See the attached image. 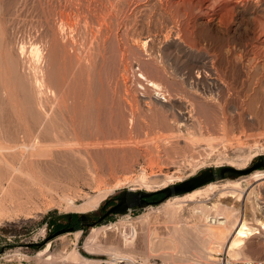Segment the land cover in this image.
Segmentation results:
<instances>
[{"label":"rangeland","instance_id":"374dc122","mask_svg":"<svg viewBox=\"0 0 264 264\" xmlns=\"http://www.w3.org/2000/svg\"><path fill=\"white\" fill-rule=\"evenodd\" d=\"M223 2L0 0V146L22 150L38 139L50 151L23 165L26 154L13 155L20 151L12 147L11 166L0 163V262L3 253L28 264L41 263L39 253L59 260L76 248L84 255L88 235L116 245L133 225L136 261L160 262L148 253L150 238L166 236L178 221H200L193 213L200 207L196 190L218 185L209 193L211 206L228 183L250 179L251 172L236 177L219 170L245 169L264 157V48L255 22L264 20V0L239 12ZM214 12L223 16L218 26L209 21ZM33 47L45 54L38 63ZM190 99L197 118L188 129L163 125ZM208 168L214 178L191 191L47 238L56 229L53 218L97 214L122 190L152 192ZM166 175L173 182L160 186ZM257 191L264 204V186ZM44 227L41 244L25 242ZM221 253L228 254L213 256ZM246 253L264 258L263 229L246 241Z\"/></svg>","mask_w":264,"mask_h":264},{"label":"bare ground","instance_id":"6f19581e","mask_svg":"<svg viewBox=\"0 0 264 264\" xmlns=\"http://www.w3.org/2000/svg\"><path fill=\"white\" fill-rule=\"evenodd\" d=\"M223 1H224L223 3H224L226 10L232 9V10H236L237 12H239V10L245 8L246 4H251L253 7L257 6V8H258V0H223ZM207 6L208 5L205 4V7H207ZM257 12H259V10ZM254 13H255V11H254ZM220 15L218 12L217 13L214 12V14L211 15L209 21L214 26L220 25L221 24L220 23V17L221 18L223 17ZM254 16H252L253 22H254ZM256 17H257V15H256ZM255 22H256V24H258L257 27L259 26L257 28V32L260 31L259 33H257V34H259L258 35L259 43L264 48V20L257 17V19H255ZM166 32H168V31H166ZM256 38H257V36H256ZM261 46H259V49H261ZM33 48H32V50H33ZM256 48H258V46H256ZM65 50H66V48H65ZM261 50L264 53V50L263 49H261ZM68 51H69V49H68ZM33 54H34L35 60H32V61L33 62L36 61L35 63L42 61L43 56H45L44 52L42 55V49L40 51L36 47L33 50ZM48 54L46 56L47 58L49 56ZM31 59H33V58H31ZM45 60H46V58L44 57V61H43L44 63L43 64H45ZM73 61H74V59H73ZM40 64L41 63H39V67L37 64L38 72L40 71L39 68L41 66H43V64L42 65H40ZM32 67H31V69H32ZM35 67H36V64H35ZM34 70H33V72H34ZM41 71H42V69H41ZM38 72H37V75L35 76V78L39 79V77H41V76L38 77ZM32 74H34V73H32ZM44 76H47V74L45 75L43 73V77ZM141 77L146 79L145 75H142ZM45 78H44V80H45ZM44 82L46 83V80ZM149 82H150L149 86L159 90V88H160L159 84H157L154 81H149ZM35 83H38V81ZM185 101H186V99H185ZM193 103L194 102H192L191 99L188 100V102L186 103V105L182 109L183 111L181 112V114L179 116H173L172 118L169 119V122L163 121V125L168 126V124H171V125H174L178 128L181 127V129L182 128L188 129L189 123H190L189 121L190 120L192 121V119L195 120V118H197L196 112H195L196 106H193L194 105ZM130 122H132V119L130 120ZM74 128H75V126H74ZM58 135H60V134H58ZM40 141L41 140L35 139L30 144H23L22 150H21V148H18L19 146L18 147L14 146L15 148L12 146L15 151L16 150L20 151V153H14V154L12 152L13 148L11 146H6V145L0 146V163L1 164L4 163L5 167L11 166L10 164H12V163L8 159L9 156L12 154L13 155L21 154L22 151L27 156V157H24L26 159H24L25 161H24L23 165L26 164V161L29 160L28 159L29 157L33 156V158L34 157L36 158L37 156H40V154H42V153H44V154L45 153L47 154V152L49 153L50 151H48L47 149H46L47 152L42 151V149H44V148H42L43 145L40 143ZM56 141L58 142L57 139H56ZM21 146H22V144H21ZM40 146L42 149L40 148ZM5 150H7L8 153H5L4 152ZM10 150H11L12 154L9 153ZM13 155H12V157H13ZM33 162H34V160H33ZM1 166H3V165H1ZM14 169L16 171H19L18 168H14ZM19 172H21V174H22L23 171H19ZM23 173L25 174L26 172H23ZM27 174H28V172H27ZM250 175H251L250 179L245 180L244 183L231 182V183H228L224 188L222 187L223 189H222V192L219 196L218 201L216 203H213V205H211V206L207 205L208 201L210 200L209 193L210 192L215 193V191L218 190V185L215 182H211V183L206 184L205 188L196 190L194 193H195V196L197 197V199H199L197 203H199L200 207L194 208L193 213L195 214V216H197V218L200 219V221L192 222V223H186L184 225L178 221L177 224H175V226L173 227L172 231L169 232L166 236H164V235L160 236L159 234H157L156 231H154V233L156 232V234L154 235L153 239L150 238L148 253L151 256H155V257L159 258L161 261L160 262H150L148 260V258H149V256H148V257H145L143 262L138 261V264H189L188 263L189 261H191L190 264H196V263L208 264L211 261L217 259L215 256H213V254L216 252L222 251V250H226V252L228 253L227 255L229 257H232V258L250 257V255L246 253V241L249 238H251L254 234L259 233L260 229L264 230V204L262 203L263 197L260 196V193L258 191L255 192V190L257 188H259L260 186H264V183L258 184L255 182L261 178H264V170H255V171L251 172ZM28 176H29V174H28ZM173 176L166 175L163 178V181L160 183V186H165L168 183L173 182V178H174ZM137 178L135 181H137ZM158 179H161V178H158ZM25 181H26V179H25ZM140 181L143 182V177H142V180H140ZM160 181L161 180H152L151 182L152 183H158ZM141 185H144V184H141ZM149 185L150 184H148V186ZM158 185L156 187H159ZM149 187H151V185ZM145 188H146V185H145ZM109 191H111V189H109ZM190 201H192V200H190ZM250 220H253L256 223V226L250 225ZM93 232H94V230L92 231V233ZM127 234L128 233L126 231L125 233L123 232V236L121 235L122 238L124 237L123 243H119L116 245L111 244V245H107V246L106 245L102 246L97 240L98 237L92 238L90 235H88L85 238V242H84L85 243L84 244L85 249L88 253H91L94 255H96V254H108L110 256L111 260L115 259V258H127V259L134 261V260H136V257H134V255L132 254V252H134V250L132 251V248L134 246L133 236L137 235L134 225L132 228L129 229L128 235H130L129 237H131L130 242H126L127 239L129 238V237L127 238V236H128ZM78 236H79V234L77 233L76 238H78ZM45 250H46V248L44 249V251ZM44 253H46V252H44ZM40 254L41 253H39L37 255V257H39V259H42V260H40L41 263H38V264H42V263L46 262V259H48V258H50V259L53 258L50 255H48L46 257L43 256V258H42V256ZM42 255H44V254H42ZM68 259H71V260H68ZM53 260H56V258ZM59 260L78 263V264H91V263H96L98 259H96V258L86 259L76 248H74L72 250V252L69 253L68 256H66V257L64 256V258H61ZM202 260H206L209 262H201Z\"/></svg>","mask_w":264,"mask_h":264},{"label":"water","instance_id":"95a60500","mask_svg":"<svg viewBox=\"0 0 264 264\" xmlns=\"http://www.w3.org/2000/svg\"><path fill=\"white\" fill-rule=\"evenodd\" d=\"M260 158H261V160L256 161L251 166H249V167H247L245 169H236V168L229 167V166L222 167V168H220V174L222 175V174H224L226 172V173H228L229 176H236V177L240 176V175H243V174H248V173L252 172L253 170H256V169L261 168V167L264 166L263 157H260ZM213 178H214V172L208 168V169L203 170L199 174H197L195 176H192V177H190V178H188V179H186L184 181H181L179 183H175L173 185L166 186V187H163L161 189H157V190L152 191V192L140 191L138 193H139L140 197H150V196H152L155 193H163L164 194V198L166 199V198H168V197H170V196H172L174 194L176 195V194H179V193H184V192H187V191H191L195 187H198L200 185H203V184H206V183L210 182ZM126 192L127 191L125 190L122 193H126ZM122 193L118 197V203L115 206L109 208L104 213L103 216H101L100 218L95 220L93 222L94 224L98 223L105 215H107L109 213H117V214L126 213L127 210H126V206L123 205L124 204V199L122 197ZM141 206H143V204ZM86 215H87L86 213H81L80 214V218L82 220L91 219V217H87ZM60 217L69 218L70 214H64V215H61ZM64 232H65L64 230L57 231V232L49 235L47 238H50L51 236H57V235L62 234Z\"/></svg>","mask_w":264,"mask_h":264},{"label":"flooded vegetation","instance_id":"af4514ba","mask_svg":"<svg viewBox=\"0 0 264 264\" xmlns=\"http://www.w3.org/2000/svg\"><path fill=\"white\" fill-rule=\"evenodd\" d=\"M258 160H261V158L257 159V161ZM263 162H264V157H263ZM210 170H212V169H210ZM199 173H197V174H199ZM225 174L228 175V173H226V172L224 174H222V175H225ZM214 175H215V173H214ZM124 191L125 190L120 191L119 193H117L116 195H113L107 201H105V203L99 207V210H98L97 214H87L86 215L87 217H91V219L82 220L80 218V215L75 216V217L73 215H70L69 218L60 217V216L56 217V218H53L52 221H53L54 224H56V229L53 231V233H55L57 231H60V230H64V231L71 230V229H74L77 225L81 226L82 229H84L87 226L94 224L93 222L95 220H97L98 218L103 216L104 213L109 208L115 206L118 203V197ZM179 194H182V193H179ZM176 195H178V194H176ZM122 197L124 199V204L123 205L126 206V210L127 211H129L131 209L145 207V206H147V205H149L151 203H155L157 201L165 200L163 193H155V194H153L150 197H140L139 193H133V192L127 191L126 193H122ZM142 204H143V206H141ZM115 215H117V213H109V214L105 215L98 223H100L102 221H105V220H107V219H109V218H111V217H113ZM53 233H51V234H53ZM54 237H56V236H54Z\"/></svg>","mask_w":264,"mask_h":264},{"label":"built area","instance_id":"2783aa9c","mask_svg":"<svg viewBox=\"0 0 264 264\" xmlns=\"http://www.w3.org/2000/svg\"><path fill=\"white\" fill-rule=\"evenodd\" d=\"M48 235L47 228L44 227L40 229V231H37L35 233H31L27 237H25V242L29 243L31 245H38L41 244V241H44ZM38 251L36 252V254ZM91 253H85L83 256L91 258ZM93 256V255H92ZM1 262L0 264H28L23 261V259H17L13 262V258L11 257V254H1ZM42 264H78V263H73V262H68V261H63V260H53V259H46V262ZM91 264H138V261L130 260L127 258H115L108 260V258H102L98 259L96 263H91ZM196 264H205V263H196ZM208 264H264V258L263 257H258V258H242V257H237V258H232L229 257L227 254H218L217 259L211 261Z\"/></svg>","mask_w":264,"mask_h":264}]
</instances>
